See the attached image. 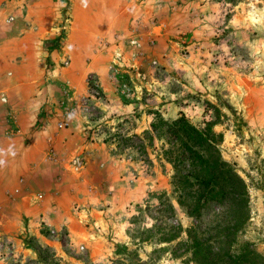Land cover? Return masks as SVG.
Wrapping results in <instances>:
<instances>
[{
	"label": "rangeland",
	"instance_id": "rangeland-1",
	"mask_svg": "<svg viewBox=\"0 0 264 264\" xmlns=\"http://www.w3.org/2000/svg\"><path fill=\"white\" fill-rule=\"evenodd\" d=\"M121 1L122 38L115 44L103 40L95 52L106 58L86 62L99 64L100 71L67 74L66 36L60 35L56 62L45 69L56 93L25 133L28 147L34 133L67 129L77 140L71 162L81 160L67 170V185L73 188L84 176L93 193L56 202L51 190L60 170L53 164L26 167L25 192L15 195L24 208L0 236L10 249L0 251V261L117 264L136 252L153 264H193L185 263L176 245L185 241L184 231L194 226L215 235L236 220L237 242L264 255V0ZM59 20L68 23L69 6ZM180 114L197 128L217 122L221 157L247 186V220L240 211L224 215L216 205L195 220L176 203L171 166L160 156L164 141L155 138L150 146L146 133L157 116L172 120ZM177 227L178 240L162 243Z\"/></svg>",
	"mask_w": 264,
	"mask_h": 264
},
{
	"label": "crops",
	"instance_id": "crops-1",
	"mask_svg": "<svg viewBox=\"0 0 264 264\" xmlns=\"http://www.w3.org/2000/svg\"><path fill=\"white\" fill-rule=\"evenodd\" d=\"M68 6L70 20L63 24L60 10ZM121 13V0L0 1V236L8 234L10 221L17 220L16 214L23 211L24 205H18L15 195L25 192L27 182L22 176L26 167L37 170L53 164L60 170L62 174L51 190L56 202H67L68 194L92 192L84 176L73 188L67 185V170L76 167L71 158L77 141L67 129L34 133L28 147L25 139L29 135L25 133L38 122L40 112L56 93V81L49 80L45 69L46 64L56 62L55 43L63 33L62 25L66 28L62 49L70 60L67 74L80 78L102 68L86 63L106 58L96 54L97 44L103 40L115 44L122 38L125 26ZM15 14L20 17L15 18Z\"/></svg>",
	"mask_w": 264,
	"mask_h": 264
},
{
	"label": "trees",
	"instance_id": "trees-1",
	"mask_svg": "<svg viewBox=\"0 0 264 264\" xmlns=\"http://www.w3.org/2000/svg\"><path fill=\"white\" fill-rule=\"evenodd\" d=\"M224 1L235 4L240 0ZM213 109L219 115L218 109ZM216 125L217 122L213 121L207 122L203 128H197L182 114L172 120L157 116L146 136L150 146L155 138L163 139L160 156L171 166L172 193L188 217L198 220L210 205H216L223 208L224 215L240 211L247 220V186L234 166L222 159L219 145L223 142V135L213 130ZM140 143L143 144V141ZM140 148L143 149V146ZM168 208L172 209L170 204ZM238 225L236 220L227 227L226 232L215 235L200 232L194 226L186 229L185 241L176 243L178 249L182 248V255L186 256L185 263L264 264V255L250 243L237 242ZM181 232V227L169 228L161 238L162 243L175 242ZM174 256L180 255L174 252ZM117 262L153 264L152 261H142L136 252Z\"/></svg>",
	"mask_w": 264,
	"mask_h": 264
},
{
	"label": "built area",
	"instance_id": "built-area-1",
	"mask_svg": "<svg viewBox=\"0 0 264 264\" xmlns=\"http://www.w3.org/2000/svg\"><path fill=\"white\" fill-rule=\"evenodd\" d=\"M65 31H66V28H65L64 26H62V32L65 33ZM68 62H69L68 60H65V61L63 62V65H64V66H67V65H68ZM63 126H64V125H63L62 123L58 125L59 128H62ZM75 164H76V166H77V165L80 166V165H81V160H80V159H77V160L75 161ZM38 198L41 199L42 196L40 195V196H38ZM50 235H53V236H54V235H55V232H54L53 230H51V231H50ZM0 251H4V252H8V251H10L8 245L5 244V242H4L3 240L0 241Z\"/></svg>",
	"mask_w": 264,
	"mask_h": 264
}]
</instances>
